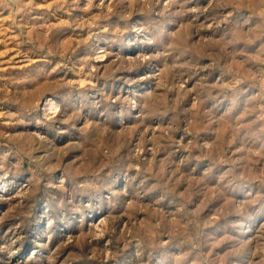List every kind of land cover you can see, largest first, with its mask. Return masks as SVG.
I'll list each match as a JSON object with an SVG mask.
<instances>
[{"label": "clouds", "instance_id": "9594fccd", "mask_svg": "<svg viewBox=\"0 0 264 264\" xmlns=\"http://www.w3.org/2000/svg\"><path fill=\"white\" fill-rule=\"evenodd\" d=\"M0 264H264V0H0Z\"/></svg>", "mask_w": 264, "mask_h": 264}]
</instances>
